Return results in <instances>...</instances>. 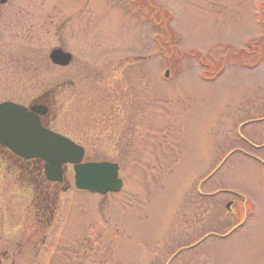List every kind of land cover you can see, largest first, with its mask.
<instances>
[{
	"label": "rangeland",
	"instance_id": "rangeland-1",
	"mask_svg": "<svg viewBox=\"0 0 264 264\" xmlns=\"http://www.w3.org/2000/svg\"><path fill=\"white\" fill-rule=\"evenodd\" d=\"M25 2L22 30L16 0L0 6V103L54 92L46 124L83 162L116 163L123 188L77 192L67 168L40 197L0 155V264H168L229 230L193 212V190L226 153L252 152L235 129L264 116V0ZM55 46L69 67L48 63ZM209 183L242 195L247 218L170 264H264V168L235 154Z\"/></svg>",
	"mask_w": 264,
	"mask_h": 264
},
{
	"label": "water",
	"instance_id": "water-1",
	"mask_svg": "<svg viewBox=\"0 0 264 264\" xmlns=\"http://www.w3.org/2000/svg\"><path fill=\"white\" fill-rule=\"evenodd\" d=\"M49 59L53 65L65 67L71 57L55 49ZM43 113L41 107L28 111L11 103L0 104V146L24 160L43 162L44 176L49 182L61 183L62 167L69 165L77 190L100 195L118 193L122 182L117 178V165L106 162L82 164L84 151L80 147L42 128L38 116Z\"/></svg>",
	"mask_w": 264,
	"mask_h": 264
},
{
	"label": "flooded vegetation",
	"instance_id": "flooded-vegetation-1",
	"mask_svg": "<svg viewBox=\"0 0 264 264\" xmlns=\"http://www.w3.org/2000/svg\"><path fill=\"white\" fill-rule=\"evenodd\" d=\"M16 2H17L16 3L17 8L20 9V18L18 19V25L22 30V27H23L22 23H24L27 20V18H29V14L27 15V8H25V6L29 4V2H25V0H16ZM5 5H6V0L3 3L0 2V6H5ZM0 18H1V14H0ZM20 28L18 32L19 39H20ZM57 48L61 49L60 46L54 47V49H57ZM49 54L50 53H48L47 55L48 62H49V59H48ZM37 58H40V51L37 54ZM73 61H74V58L72 55V59L70 60L66 68L69 67L73 63ZM55 96L56 94L54 92L49 93V94H44L43 97L38 99L37 102H32L31 104L26 105V106H22V105L20 106L26 108L28 111L34 107H41L44 110V113L42 114V116H38L39 123L41 124L43 128L53 131L49 127V125H47L46 123H51V120L49 119V117L52 116L50 114V111L52 110L50 107L51 105L53 106L54 104ZM263 118L258 123H239L235 129V132H236L238 128H240L239 133L241 137L239 139V142L240 143L243 142L244 144H246L247 148L250 147L249 149L252 150L251 153L245 152V155L241 153L240 155L242 157L243 156L246 158L248 157L252 161L253 160L256 161L257 164L261 166V168H264V119ZM241 132L243 133V135L241 134ZM235 137L238 139L236 134H235ZM254 140H256V143L254 142ZM0 155L4 156L6 159L11 160L13 163H16L17 166L21 165L24 168H29L30 169L29 172L34 173V176L36 177V178H33L32 180L34 183V187H35L34 190L38 193V195H40V197H43L44 193L47 194V192L49 191L48 190V191H44L43 193H39L40 189H48V188L50 189L52 186H55V185L58 186V184H49L48 182L45 181V179L43 178V174H42L43 165L38 160H23V159L15 158L13 156H10L8 152H5L1 148H0ZM225 155H223L221 159H223ZM227 161H229V158L226 160V162ZM221 169L222 168H220L218 172ZM214 176L215 174L211 176L203 184L195 185L196 187L193 190V194L195 197L193 212L196 211L195 214L199 216L201 212H199V214L197 212L199 211V209H201L202 211L201 216L207 217L208 223H211V225H214L217 222L218 226H220L219 228H223L221 225H227V224L231 225L232 227L229 230L225 231L224 233L220 231V234H218V232L215 231L216 229H213V231H210L209 233L206 234L209 237L201 241L202 243H204L208 239L224 240L227 237L231 236L233 231L238 229L243 224L244 220H246L247 215H248V206H247V203L245 202V198L242 195L237 194L236 192H233L226 186L223 187L215 183L214 184L209 183ZM38 210L39 212L43 213L42 216H44L45 211H48V215L50 219L54 217L53 207H51V209H46V208H43L41 204H39ZM54 210H55V207H54ZM196 215L194 217L195 222L199 219ZM232 229L234 230L229 235H227V233L231 231ZM201 238L202 237H200V239ZM200 239L197 240V242L200 241ZM197 246L198 245L196 246L194 245L193 248ZM179 254L180 253H178L172 259L168 260L169 261L168 264H170Z\"/></svg>",
	"mask_w": 264,
	"mask_h": 264
}]
</instances>
